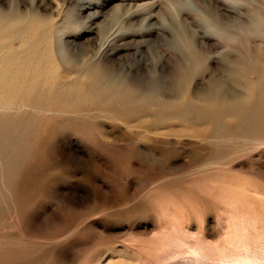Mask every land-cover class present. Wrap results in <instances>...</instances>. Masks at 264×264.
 <instances>
[{
    "label": "rangeland",
    "instance_id": "1",
    "mask_svg": "<svg viewBox=\"0 0 264 264\" xmlns=\"http://www.w3.org/2000/svg\"><path fill=\"white\" fill-rule=\"evenodd\" d=\"M176 24L204 54L189 99L250 90L218 138L92 89L171 85ZM263 60L264 0H0V96L29 105L0 141V264H264Z\"/></svg>",
    "mask_w": 264,
    "mask_h": 264
},
{
    "label": "bare ground",
    "instance_id": "2",
    "mask_svg": "<svg viewBox=\"0 0 264 264\" xmlns=\"http://www.w3.org/2000/svg\"><path fill=\"white\" fill-rule=\"evenodd\" d=\"M173 34L176 40L175 44L177 45V48L179 47L186 48L185 51L181 50L179 52H181V55L184 59H187L189 63L191 62V65L186 66V67L183 66L184 59L182 62H178L179 64H177V66L175 67V71L172 73L171 80L169 81L171 85L163 89L157 88L155 89V91L142 93V91L136 85L129 86L125 82H117V81L112 80L108 82V84H106L105 87L102 85V81L93 83L92 89H94V93H99L100 95H102L101 96L102 100L105 99V100L112 102L115 110L117 111V112H114L112 109H110L109 112L112 114L119 113L118 112L119 109L122 108L124 105H126V103H134V104L140 103L143 109L150 108L149 110L144 111V115L152 116L153 119L144 120L141 122L138 121L139 123H137L135 127H138L139 129L144 128V129H147L148 131L152 128L155 129L156 126H159L160 124L163 123V121L167 120L171 114H174L173 116L175 118H177L179 121H182L188 125L201 123L202 121H204L202 123H207L209 125H212V127L216 128V129L214 128V130L212 128V135L213 137H215V135H217L220 132L219 130L221 131L223 130L220 127L221 126L220 119L222 118V115L227 112H232L238 109L241 110L242 108H244L245 104L247 103V97L250 96L249 94L250 90L248 91L246 97L244 98H234V96H232L230 99L229 98L224 99L226 95V92H224V90L218 87H215V86H209V88H207V90L205 89L206 91H204L203 99L201 97L204 104L199 105L197 103H194L191 99L188 98L190 96V94H188V91H189L188 83L192 79L193 76L198 74V71L200 70V67L198 66L199 65L198 62L202 60L204 54L203 52H201V49H199V51L198 50L196 51L195 48L193 50V47L190 46V43L186 40V37H185L186 27H184V25L176 24V26L173 27ZM6 68H7L6 70L12 74V77H13L12 80L13 79L19 80V81L24 80L23 78L24 73L21 72L22 70L21 71L19 70L20 67L18 66V64H15V63L8 64L6 65ZM0 69H1L0 71L4 70V68L3 70L2 68ZM25 77H28L27 74ZM32 78L33 77H31V79ZM158 78L157 77L151 78L149 80V83L154 84L155 81L159 82L162 79V78H159L158 80ZM39 79H40L39 76H37L36 78L32 79L30 82L26 83L25 85L27 87L29 85V87L31 88H36L35 80H39ZM24 90H29V89L19 88L18 92L22 93ZM15 92H17V90L13 89V87H10L7 89V93L11 95H7L6 93L3 96H0V141H5L8 139V134L5 133L7 131L5 127L9 123V122L7 123L6 119L8 118L11 111L13 110L10 108V106H13L14 103H16L17 106H20V107L29 106L27 104L25 105L22 100L12 98V95L15 94ZM195 94L197 95V93ZM202 94L203 93H201V95ZM11 99H16L15 101H10L11 103L14 102L13 105L10 102H8V100H11ZM30 106L33 107L34 112L40 113L44 111L41 105L40 106L30 105ZM130 108H132V106H130ZM130 118H133V114L131 115ZM215 138H218V137H215ZM13 168L14 167H12V169Z\"/></svg>",
    "mask_w": 264,
    "mask_h": 264
}]
</instances>
